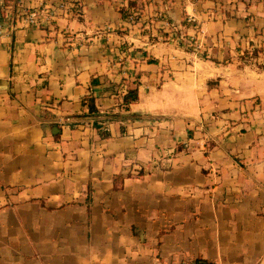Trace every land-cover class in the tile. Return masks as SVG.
Instances as JSON below:
<instances>
[{
    "label": "crops",
    "instance_id": "obj_1",
    "mask_svg": "<svg viewBox=\"0 0 264 264\" xmlns=\"http://www.w3.org/2000/svg\"><path fill=\"white\" fill-rule=\"evenodd\" d=\"M67 1L0 0V264H264V0Z\"/></svg>",
    "mask_w": 264,
    "mask_h": 264
},
{
    "label": "built area",
    "instance_id": "obj_2",
    "mask_svg": "<svg viewBox=\"0 0 264 264\" xmlns=\"http://www.w3.org/2000/svg\"><path fill=\"white\" fill-rule=\"evenodd\" d=\"M75 8V5L70 4L67 0H58V3L55 7L46 9L44 12L33 9L27 11L24 14L19 16L21 22H24L28 25L32 26H42L45 23H49L52 19L57 15L58 10H63L66 13H69L71 10ZM191 22V19H188ZM7 20L4 17H0V34H11V27L8 26ZM178 42L180 44H192L195 42L194 37L186 36L181 34L178 36ZM173 264H220L216 261L206 260V259H196V258H185L174 262Z\"/></svg>",
    "mask_w": 264,
    "mask_h": 264
},
{
    "label": "trees",
    "instance_id": "obj_3",
    "mask_svg": "<svg viewBox=\"0 0 264 264\" xmlns=\"http://www.w3.org/2000/svg\"><path fill=\"white\" fill-rule=\"evenodd\" d=\"M122 13L124 17H128V14L124 9L122 10ZM254 54H256V52H254ZM138 98H139L138 89L128 90L126 94L124 95V103L125 105L128 106L129 104L138 100ZM86 104L88 106V112L83 113L81 115H77L78 117L77 119H81V120L94 119L93 125L95 128H97L100 131L101 136L104 138H109L111 134L108 130H104V128L106 127V124L109 121H111L114 116L108 114L106 115V118H104L103 117L104 115L101 114V112L98 110L96 106L95 98L90 95L86 97ZM71 125L72 127L74 126L73 123ZM122 132H124V128Z\"/></svg>",
    "mask_w": 264,
    "mask_h": 264
},
{
    "label": "water",
    "instance_id": "obj_4",
    "mask_svg": "<svg viewBox=\"0 0 264 264\" xmlns=\"http://www.w3.org/2000/svg\"><path fill=\"white\" fill-rule=\"evenodd\" d=\"M56 131H58V128H54V129H53V132H54V133H55Z\"/></svg>",
    "mask_w": 264,
    "mask_h": 264
}]
</instances>
